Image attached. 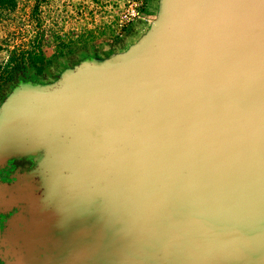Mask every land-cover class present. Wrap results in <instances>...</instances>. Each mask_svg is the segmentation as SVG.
<instances>
[{
    "label": "water",
    "instance_id": "95a60500",
    "mask_svg": "<svg viewBox=\"0 0 264 264\" xmlns=\"http://www.w3.org/2000/svg\"><path fill=\"white\" fill-rule=\"evenodd\" d=\"M1 171L10 264H264V0H151L125 43L18 77Z\"/></svg>",
    "mask_w": 264,
    "mask_h": 264
},
{
    "label": "rangeland",
    "instance_id": "374dc122",
    "mask_svg": "<svg viewBox=\"0 0 264 264\" xmlns=\"http://www.w3.org/2000/svg\"><path fill=\"white\" fill-rule=\"evenodd\" d=\"M150 2L0 0V96L18 77H43L81 52L125 43L143 27Z\"/></svg>",
    "mask_w": 264,
    "mask_h": 264
},
{
    "label": "flooded vegetation",
    "instance_id": "af4514ba",
    "mask_svg": "<svg viewBox=\"0 0 264 264\" xmlns=\"http://www.w3.org/2000/svg\"><path fill=\"white\" fill-rule=\"evenodd\" d=\"M0 177L2 179H5L3 171L0 172ZM2 235H7V234L5 232H0V264H10L13 260H16L17 262L19 248L16 247L14 251H11V249L7 247V242L3 240ZM10 252L11 254L15 253L16 256H11Z\"/></svg>",
    "mask_w": 264,
    "mask_h": 264
},
{
    "label": "trees",
    "instance_id": "16d2710c",
    "mask_svg": "<svg viewBox=\"0 0 264 264\" xmlns=\"http://www.w3.org/2000/svg\"><path fill=\"white\" fill-rule=\"evenodd\" d=\"M24 53H22L21 54V61H28V62H30V60H31V57H30V54L28 53L27 55H25ZM13 62H15V60H14V58H12L11 60H10V62H9V66L13 63ZM33 66H36V62H32L31 63ZM37 72H39V73H41V68L40 67H37ZM7 74H8V77H7V80L9 81L11 78H12V76H11V74H10V72L9 71H7Z\"/></svg>",
    "mask_w": 264,
    "mask_h": 264
}]
</instances>
